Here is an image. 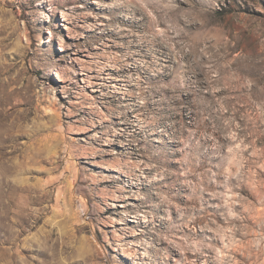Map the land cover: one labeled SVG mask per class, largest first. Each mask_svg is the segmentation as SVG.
<instances>
[{"label":"rangeland","instance_id":"374dc122","mask_svg":"<svg viewBox=\"0 0 264 264\" xmlns=\"http://www.w3.org/2000/svg\"><path fill=\"white\" fill-rule=\"evenodd\" d=\"M134 1L0 0V264H264V0Z\"/></svg>","mask_w":264,"mask_h":264},{"label":"bare ground","instance_id":"6f19581e","mask_svg":"<svg viewBox=\"0 0 264 264\" xmlns=\"http://www.w3.org/2000/svg\"><path fill=\"white\" fill-rule=\"evenodd\" d=\"M150 2H151V3H154L155 5L158 4V3H157L156 1H154V0H150ZM133 3L135 4V7H137V5L140 6L139 3L137 4V2L134 1V0H133ZM160 7H161V6H160Z\"/></svg>","mask_w":264,"mask_h":264}]
</instances>
